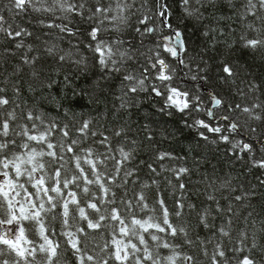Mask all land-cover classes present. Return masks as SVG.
Wrapping results in <instances>:
<instances>
[{"label": "snow or ice", "instance_id": "6c2138e0", "mask_svg": "<svg viewBox=\"0 0 264 264\" xmlns=\"http://www.w3.org/2000/svg\"><path fill=\"white\" fill-rule=\"evenodd\" d=\"M13 2L12 20L0 14V43L11 44L4 51L15 56L17 50H22L20 63L34 67L42 59L36 50L42 43L48 58L55 57L63 63L65 56L56 57L57 45L50 39L52 32L57 31L70 42L67 49L61 46L62 52L71 55L73 49L78 52L87 47L95 64L110 75H117L120 87L115 99L120 111L130 107V100L145 94L162 100V107L178 113L191 107L200 111L203 104L207 117L195 121L201 130L200 138L211 135L222 143L231 139L226 133L240 127V114L249 120L261 118L257 116L261 105L241 103L244 90L236 89L233 94L239 99L229 108L237 118L224 116L214 124L215 111L223 100L206 85L213 72L217 78L235 84L232 65L221 58L213 68L203 57L192 63L183 33L173 29L167 0L155 16L144 14L136 22L134 31L140 44L145 38L151 41L146 49L125 42L127 14L122 15L117 9L114 15L103 0L95 4L89 0H54L51 7L45 2L43 11L48 15L38 21L42 30L38 36L14 18L17 13L38 12L41 0ZM204 7L199 3L189 5L185 14L197 17ZM57 8L66 14V19L56 14ZM255 15L248 9L241 19ZM102 25H107L104 31L113 35H101ZM220 35H224L223 29ZM220 43L225 48L236 44L235 40ZM257 44V40L249 39L240 46L255 48ZM210 46L216 47L215 38ZM134 54L146 56V62L138 61L139 67H134L128 59H135ZM16 67L19 70L20 65ZM177 73L185 87L175 82ZM33 76H37L35 71ZM19 83L13 84L10 96L9 78L0 81V264H255L252 249L258 246V237L252 236L249 241L244 232V241L231 242L232 206H227V215L217 224L221 217L217 214L225 209L215 199V193L207 196L208 203L197 210L185 194L188 185L184 177L189 169L183 164L170 165L169 161L178 159L172 152L159 150L155 155L159 164L145 165L155 178L144 183L139 169L129 166L131 150L119 143L122 137L127 141L122 125L105 127L82 112L65 109L60 115L39 104L29 106L27 100L21 104ZM44 83L51 89L57 80L50 77ZM251 87L259 90L258 85ZM28 91L31 93V89ZM205 93L208 104L203 102ZM144 138L155 140L147 125ZM251 148L242 140L232 143V149L240 156L247 155ZM253 167L264 169V158L256 160ZM161 180L174 197L171 209L169 193L159 190ZM153 185L157 186L153 190L155 202L150 204L144 189L152 190ZM247 196L235 193L234 199L240 201ZM185 201L187 212L195 211L197 215L194 235L185 219ZM201 231L206 235H201ZM217 237L218 242L211 245Z\"/></svg>", "mask_w": 264, "mask_h": 264}, {"label": "clouds", "instance_id": "9594fccd", "mask_svg": "<svg viewBox=\"0 0 264 264\" xmlns=\"http://www.w3.org/2000/svg\"><path fill=\"white\" fill-rule=\"evenodd\" d=\"M45 2L51 7L54 0H41L38 12L28 11L16 14L21 20L27 17L25 22L35 30L33 31L34 36L40 35L42 31L38 21L48 15L47 12L43 11ZM89 2L95 4L100 3L101 0H89ZM103 3L109 7L114 15L117 9L121 10L122 15L127 14L126 30L123 31V38L126 43L131 41L137 48H147L151 44V41L145 38L144 44L141 45L140 38L136 36L134 28L139 17L147 14L151 18L156 15L158 10H163L165 0H103ZM197 3L205 6L200 10L201 14L197 17L186 15L185 8L189 5L194 7ZM6 9L9 16H12L15 11L13 0H0V13ZM167 9L171 14L174 30L181 31L183 35L190 31L197 42V46L202 41H207V48H201V52L215 49L210 46L213 38H215L216 44L221 41L230 43L235 40L236 42L234 47L224 48L223 54L219 58L232 65L235 84L217 78V74L213 72L211 74L212 79H209L206 85V87H215L223 100V104L215 111L214 124L222 121L224 116L237 118L236 113L229 108L239 99L233 94L236 89L244 90L241 103H259L261 105L257 110V116L261 118L249 120L247 115L240 114L238 118L240 127L231 133H226L231 136L227 143H222L219 137L211 135L204 140L200 138L201 130L195 125V121L207 117V113L203 111V104L200 106V111L191 107L185 113H178L162 107V100L154 99L145 94L140 98L130 100L128 102L130 107L122 111L118 110V101H116L115 95L120 87V80L117 75H110L98 64H95L92 51L87 47H82L78 52L73 49L71 55L62 52L61 46L67 49L70 42L67 38L61 37L55 30L50 39L55 41L57 45L56 57L64 55L65 59L63 63H60L55 57L48 58V55L43 52L45 45L42 43L36 49L40 52L45 64L50 65L51 75L42 78L39 76L37 68L25 65L28 69L29 79L34 81L26 89L28 95L33 97L30 106L39 104L60 115L65 109H68L71 112H82L85 116H92L99 124L104 120L113 127L122 125L126 129L124 135L127 137V141L125 142L122 137L119 143L131 150L132 158L129 166L139 169L140 179L144 183H151L155 178L145 165L159 164L155 158L159 150L172 152L178 159L168 163L170 165L183 164L189 169L184 177V182L188 185L185 194L196 205V209L199 210L203 205H206L208 203L206 197L213 193H215V199L226 201V205H222L225 211L218 213V216L227 215V206L231 204L233 221L237 220L239 224H242V227H238L237 223L233 222L229 229L231 242L244 241L245 237L242 234L244 232H247L249 241H251L252 236L258 237L255 242L258 246L252 249V259L255 264H264V230H262L264 229V179L261 178L264 177V169L258 170L253 167L256 160L264 158V100L260 99L264 96V4H261V0H188V3H185V0H167ZM248 9L256 13L255 17L241 19V16ZM56 14L62 18H67L66 14L59 11L58 8ZM222 22L229 29L227 33L221 26ZM117 24L119 25L120 21H117ZM233 24L238 26L233 28ZM105 27L107 25L101 26V35L106 37L113 35L112 32H105ZM222 29L223 36L220 35ZM205 32L208 33L207 36L204 35ZM220 37H224V39L221 40ZM249 39L258 41L255 48L240 46ZM80 43L84 44V41L80 40ZM187 48L189 60L192 63L198 62L201 57L193 56L192 52L189 51V46ZM217 54H219L218 50L213 52V55ZM134 56L135 59L132 57L128 59L131 65L137 67H139L138 61L143 63L147 59L146 56L137 54ZM74 59L77 62H73ZM205 60L209 62V59ZM172 70H175L174 65ZM17 71L19 70L17 69ZM34 71L37 76H33ZM122 71H127V68H122ZM57 72L59 75L54 76ZM50 77L55 78L57 83L53 88L48 89L44 82ZM175 82L181 87H185L178 73ZM254 84L259 86V90L251 87ZM250 88L251 90H249ZM29 89H31V93L28 91ZM55 90L59 91V95L56 94ZM98 116L100 119H97ZM70 123L74 124L75 121H70ZM145 125L148 127L149 125L170 126L171 131L167 135L164 131H159L158 134L154 135L155 127H149L155 140L147 141L144 138ZM253 128L255 131H252ZM112 139L115 144L116 137L113 136ZM241 140L252 145L251 150L245 156L237 155L232 149V143ZM89 143L91 144V142ZM91 146L95 147L94 145ZM181 157L183 159H180ZM48 166L51 170V162ZM162 175L163 173H161ZM253 177L259 183H254ZM156 187L153 185L152 190L144 189L150 204L155 202L153 190ZM159 190L169 193L168 204L171 209V190L164 180L160 181ZM237 191L241 195L247 193V199L235 200L234 194ZM187 204L188 201H185L186 208ZM191 214L193 226L189 229L194 235L197 215L195 211ZM218 239L219 237L212 239L211 245L216 244ZM225 243H228V238H225ZM179 264H183V261H180Z\"/></svg>", "mask_w": 264, "mask_h": 264}, {"label": "trees", "instance_id": "16d2710c", "mask_svg": "<svg viewBox=\"0 0 264 264\" xmlns=\"http://www.w3.org/2000/svg\"><path fill=\"white\" fill-rule=\"evenodd\" d=\"M0 14L5 15L6 17L9 18V20L13 19L12 16H9V14L6 10ZM14 19H15V22L24 24L26 27L33 29L30 24L25 22L27 20V17H25L24 20H21L19 16H16ZM221 26L224 28L225 33H227L229 31L227 25L224 24L223 22H222ZM237 26H238L237 24L232 25L233 28H236ZM233 35H235V33H233ZM184 39L186 40L187 46H189V51L192 52L193 56H199V57H203L204 59H209V63H210V65H212L213 68H215L217 66L216 61L219 60L220 55L223 54V50L225 48L224 44L217 43L215 49H213L211 51H207V52H201L200 51L201 48H205V49L207 48V41H202L201 43H199V46H197V42L193 38L192 33L190 31L187 32L186 35H184ZM220 39L223 40L224 37H220ZM5 47L10 48L11 44L10 43H0V81H3V79L5 77L9 78L8 87H9V95L10 96L12 95L11 88H12L13 84H15L16 81H19L20 82L19 86L21 87L23 94L20 97H18V100L21 102V104H23L22 101L27 100L29 103V106H30V104L33 102V97L28 95L26 89H27L28 85L30 83H34V81L29 79L28 69L26 68V66L20 63L19 57L23 54V52H22V50H17L16 55L12 56L9 53L4 51ZM217 50H218L219 54L213 55V52H215ZM144 62H146V61H144ZM129 63L131 64V62H129ZM18 64L20 65L19 71H17V67H16V65H18ZM133 66L137 67L136 65H133ZM34 67L38 69V74L42 78L45 76L51 75V67H50V65H46L45 61L43 59H41V61H38ZM211 74H210V79H212ZM257 79H259V77H257ZM207 88L215 89V87H212V86H207ZM45 91H47V89H45ZM55 91H56V94L59 95V91L58 90H55ZM215 91H216V89H215ZM216 93H217V91H216ZM204 95L206 98L204 99L203 102H204V104H208L209 101L207 99V93H205ZM217 95H218V93H217ZM261 98H264V96H262ZM97 119H100V117L98 116ZM101 124H103L105 127L108 126L107 121H104V120L101 121ZM149 127H155L156 131L154 132V135L158 134L159 131H164L165 134L167 135L171 131L170 126L149 125ZM261 178L264 179V177H261ZM253 182L259 183V181L255 179V177H253ZM189 187H190V185H189ZM236 194H239V191H237ZM225 195H226V193H225ZM173 199H174V197L172 198V202H173ZM221 204L226 205V201L222 200ZM185 219L188 220V226L191 228L193 226V218H192V214L187 212V208H186ZM222 219H223V217H219L217 219L216 223L219 224L222 221ZM209 222L211 223V220ZM233 222L237 223L238 227H242V224H239L237 220H234ZM200 234L206 235L203 231H201Z\"/></svg>", "mask_w": 264, "mask_h": 264}]
</instances>
